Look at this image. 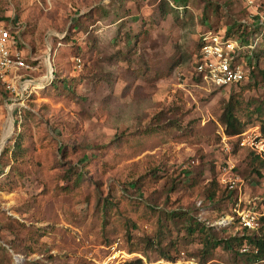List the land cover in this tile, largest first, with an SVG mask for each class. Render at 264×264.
<instances>
[{
  "label": "rangeland",
  "instance_id": "1",
  "mask_svg": "<svg viewBox=\"0 0 264 264\" xmlns=\"http://www.w3.org/2000/svg\"><path fill=\"white\" fill-rule=\"evenodd\" d=\"M1 14L36 86L17 105L0 85V183L18 179L12 192L0 184V264H82L117 240L149 261L183 252L202 261L193 221L222 239L243 231L227 200L208 194L225 158V104L238 101L244 129L264 125V0H1ZM233 26L251 35L244 45L262 42L253 76L199 84L198 39ZM19 133L16 158L3 150ZM244 156L235 161L249 199L264 187ZM235 250L221 244L205 264H246Z\"/></svg>",
  "mask_w": 264,
  "mask_h": 264
},
{
  "label": "built area",
  "instance_id": "2",
  "mask_svg": "<svg viewBox=\"0 0 264 264\" xmlns=\"http://www.w3.org/2000/svg\"><path fill=\"white\" fill-rule=\"evenodd\" d=\"M248 3L253 4V0H248ZM200 37L202 44L196 54L194 67V76L199 80V84L210 89H224L240 85L249 78L250 69L247 67V61L250 55H247L244 49H254L258 43L257 39L244 45L241 38L228 36L225 29H207ZM19 39L4 21H0V85L10 93L12 104L16 103L17 105H21L25 95L36 86L33 79L26 77L27 71L34 67L28 63L23 50L17 45ZM53 77L54 74H51L47 79L50 81ZM235 146L239 147L240 152L251 151L264 161V130L255 126L236 135L223 132L220 148L225 158L221 161L218 169V180L221 187L236 195L232 212L237 217L240 226L249 230H257L263 223L261 219L264 217V190L260 196L246 199L244 192L248 185L245 177L238 170L239 166L235 161L237 155L234 154ZM251 251L257 253L258 248L252 249L248 244L241 248V252L244 253ZM140 263L205 264L198 257L186 255L184 252L175 258L149 261L143 254L126 251L121 240L109 244L106 247L105 255L98 259L92 258L83 264Z\"/></svg>",
  "mask_w": 264,
  "mask_h": 264
},
{
  "label": "trees",
  "instance_id": "3",
  "mask_svg": "<svg viewBox=\"0 0 264 264\" xmlns=\"http://www.w3.org/2000/svg\"><path fill=\"white\" fill-rule=\"evenodd\" d=\"M182 3H187L188 0H181ZM0 21L7 22L5 18L1 14V0H0ZM10 27L12 33L20 38L18 32L14 29V26L11 23L7 25ZM208 29H216V30H223L225 29L228 36H236L238 38H249L251 35H249L247 30H243L237 26H233L231 28H224V27H209ZM262 42H259L257 47L253 49V53H246L247 55H250V58L247 61V67L250 68L248 75L250 77L253 76L254 70L256 69V66L259 62V55L257 49L261 47ZM201 37L198 39L197 48H196V54L201 48ZM17 45H20V39L17 43ZM197 57L195 56V59ZM195 63V61H194ZM195 77V76H194ZM61 79L58 71L55 70L54 77L52 80H50L51 84L53 86H56V82ZM196 81H199L195 77ZM242 85V84H241ZM247 88V87H246ZM237 94V93H236ZM234 94V96L236 95ZM239 109V103L238 101L233 102V99L229 101L227 104H225L223 114L221 116V122L225 126L226 132L230 135H236L244 132L247 129H244V123L241 122V120L238 117L237 111ZM257 109V108H256ZM259 110V109H258ZM262 130H264V125L262 127ZM27 138L23 136L22 133H19L16 137L14 142H12L11 146H5L3 151H11L12 154L16 155V158L20 155L21 150L24 149V143ZM240 149L238 146H235L234 154L237 155L236 158L241 156V154H245L243 160H247V163L249 164V167L251 168L252 172L256 173L258 176H260V182L263 184V168H264V161L257 155H255L251 151H242L240 152ZM239 153V154H238ZM1 157V156H0ZM221 164V161L217 163V170H216V177L214 180H212V187L209 190L208 197L211 199H215L220 194V199H226L227 202L230 204V207L233 206V204L236 202V195L234 192H230L227 189H224L221 187L219 180H218V169ZM239 170V168H238ZM3 172V171H2ZM241 173V172H240ZM71 175H75L74 182L77 187H79L84 181L85 176L83 173L79 171H72L69 173ZM157 174L154 172L150 179L157 178ZM5 189H7L9 192H12L16 187L18 186V179L14 178L13 172H9L7 174V177L4 180H1V183ZM66 189V188H65ZM218 200L221 202V200ZM263 221V224L259 227L257 230H249L247 228L242 227V232H235L232 234V236L228 239H222L218 238L217 233L211 226L205 225V223L197 222V227L195 228V222L193 221L192 225L188 227V230L193 233L195 229L199 230L203 236V248L201 252L199 253L202 258V263H205L206 260L213 254V251L220 246L221 244L225 245V248L227 249H236V254L244 256L246 258L247 263L246 264H264V235L260 232L264 229V217L261 219ZM222 228H231V225L228 226H221ZM248 244L251 246L252 249L258 248V252L255 253L254 251L251 252H241V248L243 245ZM131 252H134L135 249H130ZM174 255H169L167 253L162 255V258H175ZM200 259V258H199ZM201 260V259H200ZM83 264V263H82ZM141 264V263H140Z\"/></svg>",
  "mask_w": 264,
  "mask_h": 264
},
{
  "label": "water",
  "instance_id": "4",
  "mask_svg": "<svg viewBox=\"0 0 264 264\" xmlns=\"http://www.w3.org/2000/svg\"><path fill=\"white\" fill-rule=\"evenodd\" d=\"M52 73H53V71H52ZM6 142H8V140H7V139L5 140L4 144H5Z\"/></svg>",
  "mask_w": 264,
  "mask_h": 264
},
{
  "label": "bare ground",
  "instance_id": "5",
  "mask_svg": "<svg viewBox=\"0 0 264 264\" xmlns=\"http://www.w3.org/2000/svg\"><path fill=\"white\" fill-rule=\"evenodd\" d=\"M1 151V150H0Z\"/></svg>",
  "mask_w": 264,
  "mask_h": 264
}]
</instances>
